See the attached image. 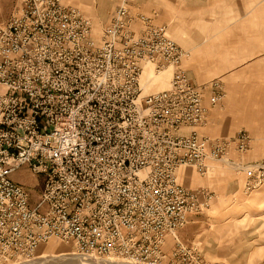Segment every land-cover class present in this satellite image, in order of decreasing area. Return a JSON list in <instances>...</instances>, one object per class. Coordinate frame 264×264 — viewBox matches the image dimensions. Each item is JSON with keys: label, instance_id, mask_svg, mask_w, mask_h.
<instances>
[{"label": "built area", "instance_id": "built-area-1", "mask_svg": "<svg viewBox=\"0 0 264 264\" xmlns=\"http://www.w3.org/2000/svg\"><path fill=\"white\" fill-rule=\"evenodd\" d=\"M185 55L166 25L126 4L97 35L64 0L18 1L0 24V264L31 261L52 239L85 259L220 264L179 237L214 196L180 172L205 175L253 138L201 132L225 91L218 79L194 83ZM169 68L168 87L145 78ZM228 162L246 191L264 185V161ZM24 165L45 177L35 207L10 178Z\"/></svg>", "mask_w": 264, "mask_h": 264}, {"label": "rangeland", "instance_id": "rangeland-1", "mask_svg": "<svg viewBox=\"0 0 264 264\" xmlns=\"http://www.w3.org/2000/svg\"><path fill=\"white\" fill-rule=\"evenodd\" d=\"M16 1L0 0V6L10 5L6 14L0 7V24L9 17ZM66 2L79 7L92 19L97 35L101 34L112 11L123 4L134 13H149L137 8L131 0ZM242 3L243 16L230 8L222 9L213 29H189L196 47L184 49L182 68L192 73L193 62L198 80L204 77L201 81L218 79L223 83L224 102L210 112V122L201 132L211 136H233L242 129L249 131L253 138L251 149L240 155L232 153L228 158L248 164L264 161V0H242ZM172 72L173 68H169L162 73L158 89L169 85ZM151 74L149 70L146 76ZM252 113L257 117L253 119ZM228 160L212 163L205 175L195 172L197 183L192 187L206 188L214 196L204 211L191 214L192 219L190 215L187 225L181 229L184 236L179 233V237L189 245L194 242L210 261L264 264V185L254 192L244 190L245 173ZM10 178L26 188L33 207L41 201L45 187L43 175L24 165ZM168 245H173L170 238ZM73 252L70 244L52 239L39 248L31 261L13 264H130L113 258L85 259ZM59 254L57 260L52 259ZM63 254H66L65 259Z\"/></svg>", "mask_w": 264, "mask_h": 264}, {"label": "crops", "instance_id": "crops-1", "mask_svg": "<svg viewBox=\"0 0 264 264\" xmlns=\"http://www.w3.org/2000/svg\"><path fill=\"white\" fill-rule=\"evenodd\" d=\"M18 1L19 0H17L13 5L9 17L6 20H4L2 23H5L10 18L13 9L18 4ZM64 1L66 4H68L66 0ZM78 1L87 2L90 0H78ZM131 1H133L137 5V8H140L142 10H148L149 13H147V15L153 17L154 22L156 24L166 25L168 27L169 34L173 36L177 40L178 44L185 50H192V48L196 47L195 40L189 29H213V27L218 24L216 17L222 9L227 10L230 8L234 12L238 11L240 15L243 16L242 0H131ZM0 7L5 9L4 11H2L5 14L7 13L8 8L10 10L9 4L4 5V7H2L1 5ZM116 9L112 11L108 19V22L105 24V26L112 22ZM187 63L189 64L190 62ZM195 68H196L195 63L192 62V68H191L192 73L188 72L190 77L192 78V81L196 84L207 82V81H201V79H203L204 77H201L200 80L196 78ZM213 109L214 108L211 109V113ZM251 117L254 119L257 117V115L252 113ZM204 134L207 133L204 132ZM195 172L196 171L193 168H183L180 172V177H179L180 182L192 190H198L202 188V187H197V188L192 187L195 183H197L194 175ZM244 190H245V184H244ZM190 218L192 219V215ZM180 234L181 236H184V231L183 232L181 231ZM191 244H195V243L193 242Z\"/></svg>", "mask_w": 264, "mask_h": 264}, {"label": "bare ground", "instance_id": "bare-ground-1", "mask_svg": "<svg viewBox=\"0 0 264 264\" xmlns=\"http://www.w3.org/2000/svg\"><path fill=\"white\" fill-rule=\"evenodd\" d=\"M164 72H166V70L165 71H162V72H160V73H158V74H154L153 72H152V74L151 75H148V76H145V78L147 77V78H150V77H152L151 78V80H152V84H154V86L156 87V88H158V78L159 77H161L163 74H164ZM163 73V74H162ZM168 87V86H167ZM53 245V244H52ZM65 255V256H64ZM61 255L59 254V255H56V256H54V258H52V259H54V260H57V258L58 257H60ZM63 257L62 258H66V254H63L62 255ZM41 257H46V255H42ZM89 259V258H88Z\"/></svg>", "mask_w": 264, "mask_h": 264}]
</instances>
